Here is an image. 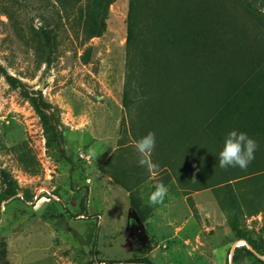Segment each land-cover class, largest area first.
<instances>
[{
	"label": "rangeland",
	"instance_id": "1",
	"mask_svg": "<svg viewBox=\"0 0 264 264\" xmlns=\"http://www.w3.org/2000/svg\"><path fill=\"white\" fill-rule=\"evenodd\" d=\"M157 1L142 0V33ZM248 1L251 7L207 0L209 49L223 63L224 54L234 60L246 52L264 60V0ZM78 7L65 16L52 0H0V65L55 108L48 135L32 97L0 75V243L8 263L230 264L237 237L212 188L195 191L192 177L178 180L171 170L153 174L140 188L149 209L142 223L129 194L104 171L125 117L129 0H114L104 31L87 41ZM42 18L57 37L51 65L40 62L33 44ZM258 71L250 85L256 92L264 87V63ZM133 163L130 156L126 164ZM159 183L168 194L150 205ZM241 192L250 207L238 217L240 232L264 254V178ZM245 248L253 252L245 264H264V255Z\"/></svg>",
	"mask_w": 264,
	"mask_h": 264
},
{
	"label": "trees",
	"instance_id": "2",
	"mask_svg": "<svg viewBox=\"0 0 264 264\" xmlns=\"http://www.w3.org/2000/svg\"><path fill=\"white\" fill-rule=\"evenodd\" d=\"M52 1L59 14L65 16L79 6L84 41H87L104 31V13L114 0ZM242 1L251 7L250 1ZM141 7L142 0H129L122 100L125 117L118 149L104 163V171L129 194L130 205L139 221L146 223L149 209L143 202L140 188L153 174L138 165L135 144L149 132L155 133L156 146L151 158L159 169L154 174L171 170L178 180L181 176H195L198 187L195 191L212 188L219 206L228 212V221L237 240L244 239L258 254L264 255L241 234L238 223L239 215L245 214L250 207L241 187L264 178V87L258 92L250 87L264 60L247 52V57L243 53L233 60L224 54V63L218 60L220 56H216L215 49H209L205 23L207 0L153 3L147 9L143 24L145 33L140 29ZM7 15L13 19L11 14ZM42 19L41 26L33 28V44L40 62L51 65L57 53V37L54 28ZM0 75L11 87L21 89L24 96L32 97L43 115L46 132L51 135L55 108L44 101L41 92L27 90L1 65ZM244 96L247 100L242 99ZM232 130L247 133L259 145L255 152L258 160L252 161L246 170L219 166V152ZM130 156L134 163L128 166ZM15 195L11 193L12 197ZM259 212L248 213L252 216ZM7 254L6 242L2 240L1 264H9ZM252 255V250L245 246L235 247L230 264H245L246 258Z\"/></svg>",
	"mask_w": 264,
	"mask_h": 264
},
{
	"label": "clouds",
	"instance_id": "3",
	"mask_svg": "<svg viewBox=\"0 0 264 264\" xmlns=\"http://www.w3.org/2000/svg\"><path fill=\"white\" fill-rule=\"evenodd\" d=\"M155 146L156 137L155 133L152 132H149L135 144L138 153L137 163L140 167L145 168L149 174H154L159 169V165L151 158ZM258 147V143L250 138L247 133L232 130L227 134L222 150L219 152V166L225 169L239 167L241 170H246L255 159V152ZM193 181H195V176ZM167 194L168 188L163 183L156 184L155 190L149 196V204H162Z\"/></svg>",
	"mask_w": 264,
	"mask_h": 264
},
{
	"label": "bare ground",
	"instance_id": "4",
	"mask_svg": "<svg viewBox=\"0 0 264 264\" xmlns=\"http://www.w3.org/2000/svg\"><path fill=\"white\" fill-rule=\"evenodd\" d=\"M243 246H249V245L247 244V242L244 239H240V240H237L235 242L234 248L235 247H243ZM234 248L231 250V253L229 254L231 259H232V254H233Z\"/></svg>",
	"mask_w": 264,
	"mask_h": 264
}]
</instances>
